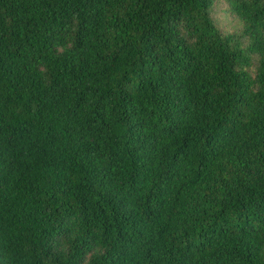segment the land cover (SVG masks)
Listing matches in <instances>:
<instances>
[{"label":"trees","instance_id":"obj_1","mask_svg":"<svg viewBox=\"0 0 264 264\" xmlns=\"http://www.w3.org/2000/svg\"><path fill=\"white\" fill-rule=\"evenodd\" d=\"M0 264H264V0H0Z\"/></svg>","mask_w":264,"mask_h":264},{"label":"rangeland","instance_id":"obj_2","mask_svg":"<svg viewBox=\"0 0 264 264\" xmlns=\"http://www.w3.org/2000/svg\"><path fill=\"white\" fill-rule=\"evenodd\" d=\"M211 16L215 26L223 34L240 35L243 25L233 14L230 13L226 3L222 1L216 2L212 9Z\"/></svg>","mask_w":264,"mask_h":264}]
</instances>
